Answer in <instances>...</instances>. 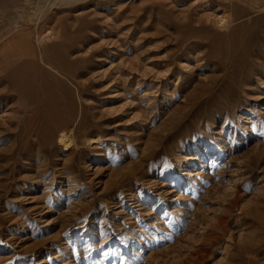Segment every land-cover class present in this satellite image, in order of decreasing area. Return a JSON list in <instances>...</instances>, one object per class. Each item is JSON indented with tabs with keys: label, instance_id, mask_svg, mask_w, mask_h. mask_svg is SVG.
Masks as SVG:
<instances>
[{
	"label": "rangeland",
	"instance_id": "obj_1",
	"mask_svg": "<svg viewBox=\"0 0 264 264\" xmlns=\"http://www.w3.org/2000/svg\"><path fill=\"white\" fill-rule=\"evenodd\" d=\"M253 1L0 0V264H264Z\"/></svg>",
	"mask_w": 264,
	"mask_h": 264
},
{
	"label": "bare ground",
	"instance_id": "obj_2",
	"mask_svg": "<svg viewBox=\"0 0 264 264\" xmlns=\"http://www.w3.org/2000/svg\"><path fill=\"white\" fill-rule=\"evenodd\" d=\"M61 1H67V0H61ZM252 1V0H251ZM27 2V1H26ZM37 2V0H36ZM59 2V0H58ZM31 2H28V4L30 5V7H28L27 5V9H22L20 12H18L17 15H15V22H14V28H12V30L15 32L19 29H23L27 26H30L31 23H35L36 20H38V17H39V13L41 12L39 9L35 8L34 6L31 7L33 4ZM254 6L253 7V12L255 13H260L261 11H263L264 9V4H258L257 3V0H255V2L253 1ZM249 11H243L241 14H239V18H242V17H245L248 14ZM252 12V13H253ZM264 13V12H263ZM263 13H260L258 14L257 16H254V18L252 20H250L251 22V25H244V24H241L243 25V27L241 26H237L234 28V31L233 33H237L238 32H244L245 33V37H246V40L241 42L243 47H246L248 48L249 46H251L250 44H252V40L255 39V38H258L257 36H259V29L261 28V26L264 24V14ZM254 15V14H253ZM248 17V16H247ZM237 19V18H236ZM243 19V18H242ZM217 21V20H216ZM219 22L221 23H226L227 20L226 18H222L221 20H219ZM228 23V22H227ZM218 24V23H217ZM222 26V25H221ZM9 27V26H8ZM223 28V26H222ZM252 29V30H251ZM12 31V33H13ZM52 33H47V35L41 37L42 40L39 41V39H37V41L39 43H42L45 39L48 40L50 37H51ZM235 35H232V39L229 40L228 42V45L229 47L227 48L226 51H224L223 53L226 54L227 56L233 52L235 46H237V39H235ZM48 38V39H47ZM240 38V37H239ZM3 40V39H2ZM256 40V39H255ZM240 41V40H239ZM220 42V41H219ZM240 43V44H241ZM255 43V42H254ZM221 47V46H220ZM222 48H220L221 50ZM222 74V73H221ZM234 78V74L233 73H229V72H226L224 73L223 77H222V81L223 82H228L230 80H232ZM70 131H67V129H64V131L61 132V136H60V142H61V145H62V148H64L65 150L66 149H69V148H72L74 146V139L71 135H69ZM199 174V173H198ZM197 174V175H198Z\"/></svg>",
	"mask_w": 264,
	"mask_h": 264
}]
</instances>
